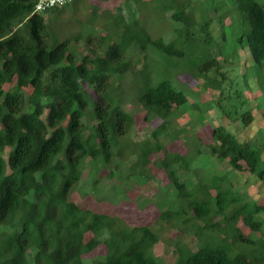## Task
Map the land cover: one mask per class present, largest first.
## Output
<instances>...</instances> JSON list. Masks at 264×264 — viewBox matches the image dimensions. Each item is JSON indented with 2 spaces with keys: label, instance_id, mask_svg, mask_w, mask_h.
<instances>
[{
  "label": "trees",
  "instance_id": "obj_1",
  "mask_svg": "<svg viewBox=\"0 0 264 264\" xmlns=\"http://www.w3.org/2000/svg\"><path fill=\"white\" fill-rule=\"evenodd\" d=\"M71 1L36 11V0H0V264H162L152 248L166 228L177 234L179 264H264V202L230 175L247 171L264 185V142L245 130L264 107L263 86L241 99L238 69L229 75L239 49L264 60V0H231L240 20L216 13L219 38L210 28L217 8L191 0H122L86 20L76 14L81 0L68 9ZM207 89L215 95L203 98ZM210 111L207 140L178 121L186 114L203 125ZM137 113L160 119L140 139ZM178 141L180 149L167 148ZM151 180L159 183L154 228L71 197L118 203ZM189 233L199 238L194 250ZM98 245L105 252L89 256Z\"/></svg>",
  "mask_w": 264,
  "mask_h": 264
},
{
  "label": "rangeland",
  "instance_id": "obj_2",
  "mask_svg": "<svg viewBox=\"0 0 264 264\" xmlns=\"http://www.w3.org/2000/svg\"><path fill=\"white\" fill-rule=\"evenodd\" d=\"M262 2V0H259ZM122 0H81L79 4L81 6L77 9V16L81 17L83 20H86L87 17L92 13L93 9L97 10V13H101L103 9H115ZM77 0H72L68 6V9L77 7L78 5ZM191 5L197 7L198 9L201 7L208 8L209 10H213L215 7L217 8V11L215 13L211 14V17H213L215 20H212L210 23L211 33L214 37H218L221 33V25L217 20L216 13L221 12H229L227 15V19H225L227 22L234 21V23L238 22L240 19L237 18L235 21V13L234 11H231V8L235 5L231 2V0H191ZM222 10V11H220ZM201 14V12H200ZM100 15V14H98ZM202 15V14H201ZM208 16V15H207ZM235 16V17H234ZM46 22L49 21V15H45ZM96 30L95 33H97V36L100 35V27L103 26V18L102 16H97L95 20ZM104 30V29H103ZM228 30V28H226ZM235 36H231L227 32V40L229 42H226V44H229L230 46L233 45V40L231 39ZM235 39V38H234ZM221 59V57H219ZM235 61L238 64V67L235 69H230L231 74L233 75L235 73V70L238 69V76L235 78V74L232 76L234 77V89L240 93L241 99H246L245 97L250 98V96H254L255 94H259L258 90V81L261 84V90L260 94L258 95V101L261 104H264V60L261 63H256L252 60V57L250 53L246 49H239L238 50V58ZM224 70V69H223ZM233 71V72H232ZM249 73L250 79H248V85L249 88L246 91V95L243 96V93L245 94V88L246 83L241 85L242 82H245V79H247L246 74L243 72ZM242 73V74H241ZM251 75H254L255 77L251 78ZM184 79L189 81L191 84H194L195 81L190 76L182 75ZM236 79V80H235ZM237 81H240V85L237 84ZM8 85H6L7 87ZM233 89V90H234ZM249 94V95H248ZM202 97H211L215 95V92L207 89L206 91H202ZM255 100H252L250 102V105H254ZM127 108L130 107V105H126ZM254 107V106H253ZM254 115V120L252 122V126H248L245 128V130L252 132L253 137L252 139L255 140H262L264 142V107L257 110V107H254L252 110ZM215 115V111H210L206 115V119L204 121L203 125H200L195 119L191 118L190 116L186 114H182L178 117L179 123L183 124L186 122H189V127L192 130L198 129L203 132L204 138L207 140L208 138V132L210 131V124L209 119L213 118ZM143 113H137L136 114V123L133 128V134L135 138H143L149 132L155 128L160 122L159 118H152L149 120H144L142 118ZM180 142H172L167 145V148L170 151L178 150L181 148ZM162 153H157L152 156V161H156L161 157ZM264 155V153H263ZM226 164V163H225ZM221 164L219 165L220 168H225V166H228L227 164ZM229 167V166H228ZM230 175L233 177L234 180H236L241 186L240 191L245 190L246 195H248L251 198H254L259 203L264 202V185L260 180L256 178L255 175L245 171V172H238L237 170L231 168L230 169ZM157 177L162 182L161 185H164L168 182V179L165 177L164 172L158 171ZM158 181L151 180L148 184L133 189L130 192H128V199L121 200L118 203H110L108 201L97 203L94 201L91 197H85L81 198L78 197L77 193L72 192L71 197L73 199H78L80 201L81 205L83 207H90L93 209H98L103 212H108L111 214L118 215L122 217L128 224L130 225H148L154 228L156 226V219L158 217L159 211L157 210L156 206L151 203V201L155 200L154 198V191L156 190V187L158 186ZM142 201H146L145 206H140ZM259 215L261 217H264V211L260 212ZM238 226L241 227L242 231L244 233H249L251 230L244 226L242 221L239 220ZM228 229V227H227ZM231 231L230 229H228ZM209 233L208 229H205L202 233L206 234ZM177 236L176 232L173 229L166 228L158 235V241L153 245L152 251L155 255L159 257V261L162 264H179L174 258V246H173V239ZM184 241L187 244V246L194 250L199 245V238L194 233H189L187 236L184 237ZM215 241L222 245L223 247H233L230 238L222 239L219 236H216ZM232 245V246H231ZM242 249H248V247H239ZM238 250V249H237ZM237 250H234L236 252ZM105 252V246L104 245H98L94 250H92L88 255H96V254H102ZM33 250L28 254V259L31 260ZM234 254V253H233Z\"/></svg>",
  "mask_w": 264,
  "mask_h": 264
},
{
  "label": "built area",
  "instance_id": "obj_3",
  "mask_svg": "<svg viewBox=\"0 0 264 264\" xmlns=\"http://www.w3.org/2000/svg\"><path fill=\"white\" fill-rule=\"evenodd\" d=\"M69 0H36L34 9L36 11H44L51 7H60Z\"/></svg>",
  "mask_w": 264,
  "mask_h": 264
}]
</instances>
